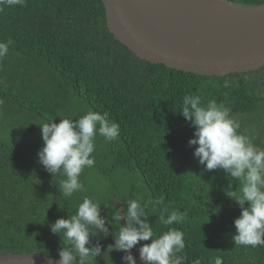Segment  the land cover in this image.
I'll return each instance as SVG.
<instances>
[{"label":"trees","instance_id":"obj_1","mask_svg":"<svg viewBox=\"0 0 264 264\" xmlns=\"http://www.w3.org/2000/svg\"><path fill=\"white\" fill-rule=\"evenodd\" d=\"M8 40L9 54L0 60V254L58 255L63 240L49 225L74 214L87 196L96 197L101 216L110 222L108 236L90 234L91 244L99 242L104 251L96 264H126L116 259L122 251L107 249L119 228L112 217L129 199L145 204L163 198L162 204H148V219L156 235L170 227L184 233L185 264L197 258L214 264L217 256L223 264H264V246H235L231 239L240 208L225 190L231 182L230 191L239 194L240 182L222 169L204 170L193 156L195 145L188 144L194 128L179 111L185 95H199L205 104L215 99L231 109L238 131L247 130L253 144L264 148V67L205 77L152 65L112 38L99 0H26L4 7L0 41ZM226 79L229 88L222 86ZM89 110L106 111L120 125L116 140L96 137L92 154L93 168L111 187L96 192L80 177L85 190L65 199L59 182L66 177L52 176L38 163L42 136L40 143H27L22 127L40 130L38 124L76 119ZM165 207L186 213L183 223L162 225Z\"/></svg>","mask_w":264,"mask_h":264},{"label":"clouds","instance_id":"obj_2","mask_svg":"<svg viewBox=\"0 0 264 264\" xmlns=\"http://www.w3.org/2000/svg\"><path fill=\"white\" fill-rule=\"evenodd\" d=\"M25 3L26 0H0V10ZM11 44V40L0 41V60L8 56ZM222 86L229 88L232 85L226 79ZM179 111L194 128L188 144L195 145L193 156L204 170L222 169L232 181L240 182L239 194L230 191L231 182L225 190L240 208V214L233 220V244L252 248L264 246V148L256 147L248 135L239 132L240 123L230 115L231 109L215 99L205 104L199 95H185ZM38 125L43 140L37 153L38 163L52 176L62 173L66 177L59 182V192L65 199L85 190L80 175L85 168L95 165L92 154L96 137L111 142L119 137L121 131L120 125L110 120L106 111L89 110L76 119L60 118L58 123L51 119ZM162 202L163 198L145 204H141L139 198L127 200L126 209L112 217L119 222V228L112 231L114 243L107 246L108 252L122 251V261L137 264L138 259L131 250L138 242L150 240L138 249L141 261L148 264H185L188 259L181 255L186 247L184 233L170 227L156 235L149 222L148 204L159 205ZM100 205L86 196L74 214L58 218L49 225L51 232L58 234L64 244L58 250L55 264H96V258L101 257L104 251L99 242L91 244L90 234L106 237L110 232L107 226L109 218L101 216ZM185 215L179 210L169 213L165 207L159 220L162 225L170 226L183 223ZM121 219L124 224L120 223ZM48 259L52 262L50 256ZM189 264H202V259L197 258ZM214 264H223L222 258L217 256Z\"/></svg>","mask_w":264,"mask_h":264},{"label":"water","instance_id":"obj_3","mask_svg":"<svg viewBox=\"0 0 264 264\" xmlns=\"http://www.w3.org/2000/svg\"><path fill=\"white\" fill-rule=\"evenodd\" d=\"M112 38L140 60L198 76L225 77L264 67V3L227 0H99ZM138 242L133 247L139 264ZM52 258V262L48 257ZM58 255L0 254V264H55Z\"/></svg>","mask_w":264,"mask_h":264},{"label":"rangeland","instance_id":"obj_4","mask_svg":"<svg viewBox=\"0 0 264 264\" xmlns=\"http://www.w3.org/2000/svg\"><path fill=\"white\" fill-rule=\"evenodd\" d=\"M2 114H3L2 109H0V115ZM33 121L34 120H32V122ZM29 125L30 124H28V127H22V129H24L27 133V135L23 136L26 142L30 144L42 142L40 130L29 127ZM29 128H32V130H29ZM243 134L247 135V130H244ZM80 177L85 185L90 184V188L96 192H102L104 189L106 190L111 187V185L108 182L109 179L107 177L99 175V172L95 170L94 168H88V169L85 168L83 172L81 173ZM107 197L110 198V194ZM113 199L117 200V197L114 196ZM93 200L97 202L96 197H94ZM117 212H121L120 208L118 209ZM116 259L119 260L120 262H123L122 259H119L118 257H116ZM137 264H139V262H137Z\"/></svg>","mask_w":264,"mask_h":264}]
</instances>
